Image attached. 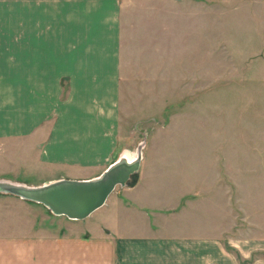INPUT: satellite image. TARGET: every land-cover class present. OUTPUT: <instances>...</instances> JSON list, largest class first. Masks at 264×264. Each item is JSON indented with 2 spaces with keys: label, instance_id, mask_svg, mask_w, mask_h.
Segmentation results:
<instances>
[{
  "label": "rangeland",
  "instance_id": "374dc122",
  "mask_svg": "<svg viewBox=\"0 0 264 264\" xmlns=\"http://www.w3.org/2000/svg\"><path fill=\"white\" fill-rule=\"evenodd\" d=\"M121 20L122 149L107 167L124 153L141 159L105 205L80 220L91 225L108 205L112 213L166 209L155 218L161 228L174 223L226 250L223 261L210 254L193 264H264L254 242L264 236V0H129ZM20 143L13 162L1 157L2 169L12 163L1 175L50 177L43 170L58 164ZM147 191L160 203L138 202ZM14 197L35 232L81 234L76 220L10 192H0V213Z\"/></svg>",
  "mask_w": 264,
  "mask_h": 264
},
{
  "label": "crops",
  "instance_id": "0c3cea01",
  "mask_svg": "<svg viewBox=\"0 0 264 264\" xmlns=\"http://www.w3.org/2000/svg\"><path fill=\"white\" fill-rule=\"evenodd\" d=\"M128 1L0 0V179L28 186L90 179L122 149L118 56ZM18 143L58 164L43 170L50 177L33 183L1 175L12 169L11 162L2 169L1 157L13 162ZM146 193L138 202L160 203ZM13 199L0 213V264H193L210 254L224 260L218 241H194L171 222L161 228L155 218L168 216L166 209L112 213L108 205L91 225L76 220L81 234L49 235L35 232L31 213L18 212ZM254 242L264 252V236Z\"/></svg>",
  "mask_w": 264,
  "mask_h": 264
},
{
  "label": "water",
  "instance_id": "95a60500",
  "mask_svg": "<svg viewBox=\"0 0 264 264\" xmlns=\"http://www.w3.org/2000/svg\"><path fill=\"white\" fill-rule=\"evenodd\" d=\"M121 154L97 176L90 179H58L37 186L0 179V192L12 193L21 199L40 203L55 215L79 220L102 206L114 187L123 186L129 175L136 171L141 159L140 152L132 162Z\"/></svg>",
  "mask_w": 264,
  "mask_h": 264
},
{
  "label": "bare ground",
  "instance_id": "6f19581e",
  "mask_svg": "<svg viewBox=\"0 0 264 264\" xmlns=\"http://www.w3.org/2000/svg\"><path fill=\"white\" fill-rule=\"evenodd\" d=\"M124 158H126V160L128 162H132L134 160V155H132L131 153H129V154H127V157H124ZM56 180H58V179H56ZM56 180H52L50 182H53V181H56Z\"/></svg>",
  "mask_w": 264,
  "mask_h": 264
},
{
  "label": "built area",
  "instance_id": "2783aa9c",
  "mask_svg": "<svg viewBox=\"0 0 264 264\" xmlns=\"http://www.w3.org/2000/svg\"><path fill=\"white\" fill-rule=\"evenodd\" d=\"M132 155H134V154L132 153Z\"/></svg>",
  "mask_w": 264,
  "mask_h": 264
}]
</instances>
